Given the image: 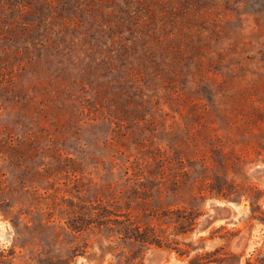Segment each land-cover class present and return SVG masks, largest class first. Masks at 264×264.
Returning <instances> with one entry per match:
<instances>
[{
	"label": "rangeland",
	"instance_id": "obj_1",
	"mask_svg": "<svg viewBox=\"0 0 264 264\" xmlns=\"http://www.w3.org/2000/svg\"><path fill=\"white\" fill-rule=\"evenodd\" d=\"M0 264H264V0H0Z\"/></svg>",
	"mask_w": 264,
	"mask_h": 264
},
{
	"label": "water",
	"instance_id": "obj_2",
	"mask_svg": "<svg viewBox=\"0 0 264 264\" xmlns=\"http://www.w3.org/2000/svg\"><path fill=\"white\" fill-rule=\"evenodd\" d=\"M231 205V203H230ZM232 216V211L228 207H217L214 208L213 213L208 215L201 223L199 227V231L203 232L207 230L211 225L222 222L225 220H229Z\"/></svg>",
	"mask_w": 264,
	"mask_h": 264
},
{
	"label": "trees",
	"instance_id": "obj_3",
	"mask_svg": "<svg viewBox=\"0 0 264 264\" xmlns=\"http://www.w3.org/2000/svg\"><path fill=\"white\" fill-rule=\"evenodd\" d=\"M194 221L193 218L190 219V222L192 223ZM137 235H130L127 237L128 239H134L135 241L141 242L142 244L149 243L151 244V237L145 232H140L139 230L136 231Z\"/></svg>",
	"mask_w": 264,
	"mask_h": 264
}]
</instances>
